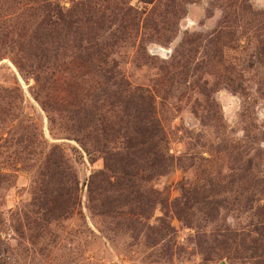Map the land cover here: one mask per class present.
Here are the masks:
<instances>
[{
	"label": "rangeland",
	"instance_id": "obj_1",
	"mask_svg": "<svg viewBox=\"0 0 264 264\" xmlns=\"http://www.w3.org/2000/svg\"><path fill=\"white\" fill-rule=\"evenodd\" d=\"M220 261L264 264V0H0V264Z\"/></svg>",
	"mask_w": 264,
	"mask_h": 264
},
{
	"label": "trees",
	"instance_id": "obj_2",
	"mask_svg": "<svg viewBox=\"0 0 264 264\" xmlns=\"http://www.w3.org/2000/svg\"><path fill=\"white\" fill-rule=\"evenodd\" d=\"M56 6L53 9L55 10L56 14L60 15L59 7H58V5H56ZM48 17H49V20H50V16H48Z\"/></svg>",
	"mask_w": 264,
	"mask_h": 264
},
{
	"label": "water",
	"instance_id": "obj_3",
	"mask_svg": "<svg viewBox=\"0 0 264 264\" xmlns=\"http://www.w3.org/2000/svg\"><path fill=\"white\" fill-rule=\"evenodd\" d=\"M217 264H226L224 261H220Z\"/></svg>",
	"mask_w": 264,
	"mask_h": 264
}]
</instances>
